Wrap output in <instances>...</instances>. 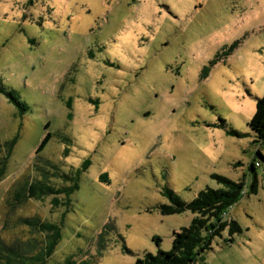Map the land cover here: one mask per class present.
Listing matches in <instances>:
<instances>
[{"label": "rangeland", "instance_id": "rangeland-1", "mask_svg": "<svg viewBox=\"0 0 264 264\" xmlns=\"http://www.w3.org/2000/svg\"><path fill=\"white\" fill-rule=\"evenodd\" d=\"M258 97L264 0H0V239L43 245L21 218L60 224L66 213L48 264H136L170 251L195 217L163 215L167 190L192 202L222 189L221 176L245 192L196 264H264ZM45 160L80 171L71 201L13 210L17 184Z\"/></svg>", "mask_w": 264, "mask_h": 264}, {"label": "trees", "instance_id": "trees-1", "mask_svg": "<svg viewBox=\"0 0 264 264\" xmlns=\"http://www.w3.org/2000/svg\"><path fill=\"white\" fill-rule=\"evenodd\" d=\"M12 99L17 101L14 95H12ZM249 127L254 133L255 142L263 144L264 97L257 98V110L249 122ZM50 140L51 135L49 134L39 146L38 154L45 149ZM16 142L17 140H14L6 145L10 156ZM259 155L264 158L261 153ZM34 167H36L38 176L32 179L29 175L17 184L13 203L10 204L12 209L24 206L30 200H41L47 197L52 198L51 204L54 208L67 206L72 195L79 188L80 171H77L75 175L63 173L60 167L50 160H45L43 164L37 163ZM252 169L256 171L255 165L252 166ZM4 174L5 168L2 169L0 175ZM218 180L224 185L222 189L208 187L202 190L192 202H186L176 192L167 190L166 193L171 204L160 206L163 215L192 212L195 217L189 226L174 231L173 247L170 251L160 250L157 254L146 253L144 257L137 260L136 264H196L200 259H204V255L213 249V240L220 236L222 230L228 225L226 214L241 201L245 192L243 182H234L221 176L218 177ZM65 217L66 213L63 214L60 224L45 222L37 217L21 218L20 221L23 225L30 226L44 234V244L42 245L36 240L7 244L0 239V264L1 262L3 264H48L61 242ZM241 231L239 223L232 221L230 224L231 234ZM154 240L161 241L159 237H155ZM92 258L85 256L81 261L69 259L66 264H98Z\"/></svg>", "mask_w": 264, "mask_h": 264}]
</instances>
